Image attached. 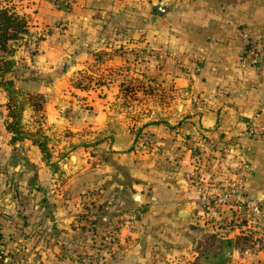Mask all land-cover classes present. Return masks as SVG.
Masks as SVG:
<instances>
[{"label":"crops","instance_id":"0c3cea01","mask_svg":"<svg viewBox=\"0 0 264 264\" xmlns=\"http://www.w3.org/2000/svg\"><path fill=\"white\" fill-rule=\"evenodd\" d=\"M28 2L42 40L16 86L35 98L24 132L50 157L30 137L9 156L25 199L5 212L26 218L6 235L35 244L21 263L223 264L234 252L232 264H264V244L236 246L247 222L233 228L231 208L206 218L198 193L224 189L243 157L245 194L264 211V65H240L242 35L264 37V0ZM6 103L0 89L4 132Z\"/></svg>","mask_w":264,"mask_h":264},{"label":"trees","instance_id":"16d2710c","mask_svg":"<svg viewBox=\"0 0 264 264\" xmlns=\"http://www.w3.org/2000/svg\"><path fill=\"white\" fill-rule=\"evenodd\" d=\"M23 1V0H16ZM54 7L63 11H70L73 0H46ZM41 37H35L30 32L28 17L18 11L16 5L11 1L5 4H0V89L7 94V103L5 105V127L12 134L11 142L13 144H22L26 137L34 139V142L40 147L46 160L50 155L47 150V141L40 134H36L32 138L31 135L26 136L22 130V116L26 108L25 93L17 88L16 83L20 81V74L31 72L34 62V57L39 53V43ZM21 48L26 49L28 62L20 65L21 61L17 60L18 51ZM28 100L34 102L35 98L31 97ZM38 111V104H33ZM4 113L0 110V115ZM3 116V115H2ZM36 137V138H35ZM238 249L244 245H251L250 236L245 235L236 240ZM0 244V248H1ZM5 257L2 251L0 252V264L4 263Z\"/></svg>","mask_w":264,"mask_h":264},{"label":"built area","instance_id":"2783aa9c","mask_svg":"<svg viewBox=\"0 0 264 264\" xmlns=\"http://www.w3.org/2000/svg\"><path fill=\"white\" fill-rule=\"evenodd\" d=\"M242 38L246 41V47L240 58V65L244 69L257 70L264 65V37L253 40L245 33ZM140 54L141 58L153 60L157 70L163 69L165 60L162 56L153 52L146 54L144 50ZM261 132L264 134V128ZM251 174L252 170L248 162L243 157H238L235 177L227 182L224 189L208 192L204 187H199L198 193L200 194V210L206 218H211L213 213L223 208H231L236 213L232 222L233 228H238L244 221L247 222L245 232L250 236L252 251L256 252L264 244V211L260 203L250 200L245 194V187ZM116 221L118 225L124 223L127 221L126 216H119ZM117 242L118 239L114 234L107 245L116 246ZM234 254V252H228L223 264H232Z\"/></svg>","mask_w":264,"mask_h":264},{"label":"rangeland","instance_id":"374dc122","mask_svg":"<svg viewBox=\"0 0 264 264\" xmlns=\"http://www.w3.org/2000/svg\"><path fill=\"white\" fill-rule=\"evenodd\" d=\"M7 1H11L12 4L16 5L18 8V11L20 13H23L27 15L28 5L30 3L28 0L16 1V0H0V4H5ZM43 35V34H42ZM38 38V37H37ZM25 48H21L18 51L17 54V60H23L21 61L20 65H23V63H26L28 61L27 53ZM23 62V63H22ZM25 100L27 102L28 98H30V95L25 92ZM6 100L7 94H6ZM30 101V100H29ZM32 102V101H31ZM22 124V121H21ZM24 125H22V130L24 131ZM6 129V127H5ZM7 130L4 132L3 126L0 128V252L2 251L3 256L5 257L4 263L6 264H22L20 261L21 252H25L26 250H29L30 252H34L35 250V244L33 242H27V244H24V242H21V239H9L7 234L8 229H18L19 225L21 223H24V219L26 216L24 215L26 212L21 214V209L17 210L15 214L9 215L7 212L6 207H10L11 203H13V200L15 201L18 197V204L20 203V200L25 199L23 196V188H24V177L22 173H19L16 171H13L12 166L13 162L11 160L10 155H17L16 151H19V149L15 148V146L19 143L13 144L10 140L9 143L6 144L7 140ZM11 145L13 149H11ZM12 150V151H10ZM12 152V153H9ZM23 155H25V152H21ZM24 162V161H23ZM22 165V164H21ZM26 170H30V166L26 163H23V165ZM20 196L21 199H20ZM23 211V210H22ZM22 216H24L22 218ZM20 220V222H19ZM19 222V223H18ZM25 227V225H24ZM23 227V228H24ZM20 238L24 237V234H18V237ZM20 256V257H19Z\"/></svg>","mask_w":264,"mask_h":264},{"label":"water","instance_id":"95a60500","mask_svg":"<svg viewBox=\"0 0 264 264\" xmlns=\"http://www.w3.org/2000/svg\"><path fill=\"white\" fill-rule=\"evenodd\" d=\"M160 12H161V8L160 7H157L156 11H155V14L159 15L160 16Z\"/></svg>","mask_w":264,"mask_h":264}]
</instances>
